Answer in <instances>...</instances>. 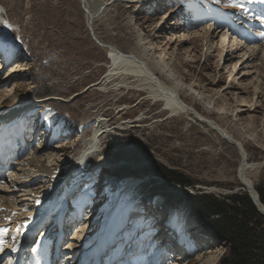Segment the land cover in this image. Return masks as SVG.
I'll list each match as a JSON object with an SVG mask.
<instances>
[{"label":"rangeland","instance_id":"rangeland-1","mask_svg":"<svg viewBox=\"0 0 264 264\" xmlns=\"http://www.w3.org/2000/svg\"><path fill=\"white\" fill-rule=\"evenodd\" d=\"M128 1L109 0L106 12L94 20L96 33L101 36L109 28L108 32L113 33L112 43L118 42L114 39L120 35H126L136 41V31L145 34L147 39L152 41L155 53L165 52V61L173 71L181 74L186 84H192L195 92L203 91V96L196 98L193 93H189L188 87H185L180 91L185 100L239 139L248 161H261L257 169L248 170V175L253 186L258 181L264 183V91L254 93L253 90L254 84H258L259 88L264 87V69L262 66L256 67L264 62V49L260 47L261 44L264 45V37L255 43V46H259L256 47L261 58L256 59L258 55L255 58L251 55L240 65V71H245L242 78L246 80L243 82L242 78L229 82L228 72L231 63L225 65L226 61H222L226 58L224 53L228 46H233L232 42L226 43L222 52L219 42H216L218 33L225 25L233 21V26L240 27L241 23L246 25L254 12L260 16L261 26L254 28L251 33L263 30L261 21L264 19V10H258L260 8L257 7L263 2L254 0L251 7L253 9L256 5L255 10L247 11L246 0ZM152 3L156 5L160 3L162 6L155 8L156 5ZM0 10L7 21L6 26L0 23V50L5 60L0 70L2 76L0 80L14 88L12 92L4 95L3 99L0 97V110L18 102L31 103L26 105L30 108L23 116L21 115L22 117H18L20 115L18 114L12 119L16 122H9L3 127L5 141H11L6 136L7 129L12 133L25 129L28 134L33 122L37 121L40 125L37 128L39 135L36 134V141L24 145V151L17 155L19 163L16 162V157L10 163L16 166L15 169L10 168L0 180V186L8 190L10 196L19 199L16 206L12 203L10 206L16 212L15 217L9 218L8 222L0 220V227L10 229L9 236L12 233L17 235L23 223L27 224L25 219L28 218V214H38L34 212L33 202L28 198L35 194L44 195L48 188H51L52 182L41 184L38 191L32 192V195H26L24 192L34 190L41 182V178H49L47 171L49 167L54 169L65 159H71L70 156L79 151L92 126L99 120L106 128L101 146L97 152L91 153L80 170L73 174V185L69 183L71 193L65 198H60L63 203L59 201L60 206L76 208L82 217L78 218L81 228H78L80 231L76 235L74 233V245L69 246L71 249L79 247L83 239L92 237L106 224L108 214L115 206L110 208V204H113L115 196L121 195V190L120 193H116L119 182L125 183L126 179L134 178L129 189L130 201L141 195H148L150 188L157 189L159 183L170 182L178 186L155 170L159 167L183 172L195 182V188L202 187V191L205 192L230 193L246 190L238 179L240 162L238 150L215 131L203 126L189 114L171 113L162 100H154L148 96L146 89L140 90L133 85L130 88L126 86L119 88L114 84H108V88H96L92 85L103 76L111 60L108 58L106 45L97 43L90 33L79 0H0ZM241 10L244 14L239 12ZM235 13L237 15L241 13L243 17H240V14L239 17L234 16ZM198 30L204 37L193 42L190 37ZM182 33L189 35H181ZM244 43L238 47L237 56L243 50L250 52L246 41ZM132 44L134 46V43ZM129 48L131 46L123 47L125 50H133ZM244 64L248 66L242 69ZM4 77L7 78L3 79ZM127 80L135 81L132 77H128ZM3 81L0 82L1 85ZM245 81L249 83L246 84ZM242 84L248 87L243 88ZM50 96L61 99L35 101ZM222 107H225V110L222 111ZM61 124L66 125V131L57 137V142H53L50 139L51 135L56 126ZM113 136L128 137L127 142L140 144L144 148L140 152V159L135 161L117 157L113 161L105 158L104 147ZM36 145H40L47 152L42 155L43 161L39 160L38 163L30 165L28 159L34 154ZM122 146L124 145L119 144L117 148L121 149ZM49 151L57 157L58 161L54 164H52L54 161L47 157ZM18 164L24 167L25 172L16 171ZM146 165L150 166L149 170L155 171L151 173L145 169L139 170V167H136L138 169L136 171L137 169L132 167L143 168ZM117 169L125 171L122 177L115 176L117 172H112L118 171ZM134 172H140V175ZM105 173L110 175L111 179L106 177ZM25 181L34 184L21 188L18 184ZM143 182L145 183L142 184ZM228 185L232 187L228 188ZM114 186L117 187L111 195L106 193ZM185 188L189 192L194 191L190 186ZM157 194L164 200L161 192L157 190L151 197ZM0 202L2 215L7 206L2 200ZM152 203H148V206ZM156 204L160 211L164 210V202ZM171 208L173 207L168 210ZM182 211L184 212L180 210L179 214ZM189 217L194 219L195 232L200 234H197L199 238L193 241L199 248L187 254L186 264H217L227 250V242L215 237L213 230L207 227L205 221L203 223L197 214L185 211L183 219ZM43 224L45 221H41L35 230L37 234L33 236V243L36 237H42L39 231ZM155 226L157 222L153 224V228L157 230L159 227ZM71 235L72 233L65 235L63 241L71 238ZM68 242L69 240L64 242L63 248ZM9 243L5 246H10ZM200 249L202 253L199 255ZM82 254L83 256L78 255L74 263L87 264V253L83 251Z\"/></svg>","mask_w":264,"mask_h":264},{"label":"bare ground","instance_id":"bare-ground-1","mask_svg":"<svg viewBox=\"0 0 264 264\" xmlns=\"http://www.w3.org/2000/svg\"><path fill=\"white\" fill-rule=\"evenodd\" d=\"M79 1H80L82 9L84 11L86 23H87V26L90 30V33H92L94 40L97 43L99 42V44H103V45L105 44L106 45V48L108 49V58L111 60L109 66H108V69L105 71L103 76L101 78L97 79L95 82H93L92 85H94L96 88H102V87L108 88V86H107L108 84H114L116 87H119V88H121L122 86H126V87L130 88L133 85L134 87H136L140 90L146 89V92L148 93L147 95L154 98V100H162L164 103V106L166 108H168L169 111H171V113L177 112V113H186V114L191 115V117L193 119L202 123L203 126L209 128V129H212L213 131H215V133L219 134V136L221 138L228 140L229 142H231L236 147L237 150L238 149L240 150L241 154L239 153L240 154V162H239V167H238V175H239L238 179H240L241 182L243 183L244 187H246L247 192L251 191L252 193L255 192L258 194L257 190L253 186V182H252L251 178L248 175V170H251L254 168L257 169L259 167V165L261 164V161L260 162L259 161H257V162L248 161V159L246 158V152H245L244 148L242 147L241 141L239 139H237L235 136H233V134L231 132H229L225 127L221 126L215 120L206 116L203 112H201L197 108H195V106L192 103L187 102L185 100V98L180 93L181 89L188 87V90H190L189 93H193V96L196 98H201L203 96V91L196 90V92H195V89H193L194 86L192 84H186L184 82L181 74H179L177 71L176 72L173 71L172 67L167 63V61H165V56H164L165 52L155 53L154 45H153L152 41L148 40L147 37L145 36V34H140V33H138V31H136V34H135V40L136 41L131 40V38H129L126 35H124V36L120 35L117 37V39L116 38L114 39V40L118 41L116 43H112L113 42V33L111 31L108 32L109 28L105 30V33L103 35H101V36L98 35L94 29L93 23H94L95 18L99 17L104 12H106L109 0H79ZM126 1H128V0H126ZM129 1L131 2L133 0H129ZM261 2H263V3L260 4V7L263 8V9H261V11H263L264 10V1L260 0V3ZM246 3H248L247 11H252L251 4L254 3V0H246ZM255 7H256V5L254 6V8ZM258 8H259V6H258ZM258 10H260V9H258ZM1 12L2 11L0 10V23H4V26H6L7 21L5 20V18L1 14ZM256 16L258 18L254 22L253 25L246 27V25H248L250 23V21L248 20L246 25L243 24V28L241 30H239V28L237 26L232 25L233 22H229L227 25H225V28L220 33H218V39L216 40V42H219V44H220L219 48L221 49V52H222V49H224V45L226 43H229V41H231L232 42L231 44L233 45V46H228L227 51L224 53V57H226V58L222 59V61L223 60L226 61L225 65L231 63V66H230L229 72H228L229 82H231L233 79L242 78L245 71H242V72L240 71V69H241L240 65L243 62L247 61V57L252 55L255 58V56L258 55V53H259V52H257V50H258L257 47H259V46L256 45L257 46L256 47L255 43L261 41V39L264 37V35H261L262 33H264V19L261 21L263 30L257 31L258 33H251L253 30H255L261 26V23H260L261 18L257 14H256ZM197 22H198V24L200 23L199 20ZM251 26L257 27V28L250 29ZM244 27H246V30H244ZM204 30L207 32L206 28H204ZM199 31L200 30L195 31L194 32L195 34L190 37L191 39H193V42L199 41L204 37L203 35L199 34L200 33ZM185 34L186 33H182L181 35H185ZM186 35H189V34H186ZM216 36H217V34H216ZM245 41H246V45L248 46V49H250V52L247 53L245 50H243L242 52H240V55L237 56L236 54L239 53V48L243 44H245L244 43ZM132 43H134V46ZM261 45H260V47L263 50L264 45L263 44H261ZM128 46H131V48H129V49H133L135 52L133 50L123 49V47L128 48ZM221 52L219 54H221ZM258 56L256 59L261 58L260 55H258ZM242 58H243V60H242ZM240 59H241V61H239ZM1 63H2V58H0V70L2 69V66H3V65H1ZM246 66H248V65L244 64L242 66V69L245 68ZM261 66L264 69V62H262V64L260 66H256V67H261ZM9 74H11V73H9ZM8 76H10V75H7V77ZM7 77H4L3 79H5ZM128 77H132L133 80H135V81L129 82L127 80ZM1 78H2V76L0 75V79ZM244 79L245 78H242L241 82H243ZM2 81L3 80H0V82H2ZM248 83H249V81L246 82V84H248ZM2 84L3 85L0 84V97H1V99H3L5 97L4 95L12 92L14 89L12 85H10L6 82H4ZM257 85L254 84V86H253L254 93H256V92L262 93L261 90L264 91V87L259 88V86H257ZM242 87L247 88L248 86H246L245 84H242ZM191 89H193V90H191ZM182 92H183V90H182ZM263 95H264V93H263ZM257 96H258V94H257ZM53 99L55 100V99H61V98H58L56 96L55 97L50 96V97H44V98L36 99L35 101L39 102V101L53 100ZM30 104H31L30 102L29 103H23V104L18 102L16 104L9 105V107H7L3 110H0V135H1V137H0V148H2V146L7 142V141H5V134L2 131L4 129L3 127L7 126V124H9V122H11V123L16 122V121L12 120L13 117L17 116L18 114H20V116L23 115V111L25 109H27L26 105H30ZM221 110L222 111L225 110V107L224 108L222 107ZM100 121L101 120H99L96 124H94L92 126V130H91L90 134H88V136L85 138L84 144H82V146L78 152H76L70 156L71 159H69V160L65 159V161L61 162L60 165L58 164L56 167H54V169H51V167H49L47 171L49 172L50 177L49 178H46V177L41 178L40 179L41 182L38 185H36V188L34 190H32L30 188L31 192L30 191L24 192L26 195H29V194L32 195V192L38 191L41 184H44V183L46 184L49 181L52 182L51 188H48L47 192L44 195H36L35 194V196L33 195L32 197L28 198L30 201L33 202V205L35 208L34 212H36L38 214L37 215L36 214H33V215L28 214L27 215L28 218L25 219V222L27 224L25 225V223H23V225L19 228L20 230L17 232V235H15V233H12V237H10L8 235L10 229L5 230L6 227H5V229L3 228L4 226L0 227V254L3 252L5 253V255L10 254V250H11V247L13 245L12 246H5V244H8V242H10L11 239L17 238L15 241V244H14V246L17 249V252L21 250L22 253L25 255V257L30 256L28 259L29 263H27V261H25V260L21 263L20 259L17 258V260L15 261L14 264H31V262H30L31 260H32V264L37 263V262H38V264H47L49 262V260H48V258L46 259L45 257L47 254H49V252L53 253V250L51 249V247L49 245L45 246V248H44V245L48 242L47 240H45L44 236L47 235V233L49 232L50 229L45 234H44L43 230H46L47 228H49V223H50L49 220H52L53 224H60L61 226H63V228H62L63 230L57 231L54 233V236H58L59 237L58 239H61L63 236L62 233L65 231V227H64V225H62L63 220L66 217H68V214L70 217H72L74 214L76 215L74 224L73 223L71 224L73 226H66L67 229L73 231L71 238L69 239L70 242L67 245V247L74 245L73 239H75L76 233H78L80 231V230H78V228L79 229L81 228V226H79V224H78V221L82 217L77 213L76 208H70L69 209L65 206H60L59 201H61L60 198H65L66 196H68V194L71 193V187H70L69 183H72V185H73L72 176H73V174L77 173L76 167L80 164H84L88 160V157L91 153L97 152L99 150V147L101 146V142H102V140H101L102 135L106 131L105 125L103 126V124H101ZM37 124H38L37 121L34 122V126H36ZM65 126H66L65 124H61L60 126H56L54 133L51 135L53 142H57V140H56L57 137H59L60 134L62 135L65 133L64 132ZM22 132H24V130H21L17 133H12L11 131H8V129H7L6 130V136L9 137L11 140L10 142H12L14 140V138H16L17 136L22 137L21 136ZM19 140L20 139H18V142H19ZM35 140H36V134L34 136V141ZM1 143H3V145H1ZM26 143H29V142H26ZM47 146H45L46 149H47ZM34 147H35L33 150L34 154H32V157L28 159V163L30 165L38 163L39 160L43 161L44 158L42 157V155L44 152H47L40 145H36ZM47 154H48L47 157L51 161H54V162H52V164H54L56 161H58L57 157H55L51 151H49ZM18 157L19 156H16V162L17 163H19V161L17 159ZM20 165L21 164L17 165L16 171L18 170V173H21L22 171L25 172L24 167L22 165L21 166ZM14 167H16V166L12 165L11 167H9V165H7V169L14 168ZM7 172H9V171H7ZM12 172H13V170H12ZM39 176L40 175H38L37 178H39ZM0 180H2V179H0ZM133 180H134V178H128L124 181L125 183H121V184H123L121 187V195H119L117 202L114 204L115 206L113 207L112 211L108 214L109 215L108 219L106 221V224L102 227V229L96 231L92 237H90L88 239H83V242L80 244V246L82 244H84L83 246H85L87 248V250L90 248L88 250L87 254H90L93 251H94V253L100 252L102 250L104 244H106V242L108 240V236H110V234L112 232H114L116 230V228H118L119 226H121L122 224L125 223L126 217L128 215V207H129V203H130V200L128 199L130 197L129 189L131 187L130 186L131 182H134ZM32 184H34V182L25 181L24 183H20L18 185H20L21 188H25V187L32 185ZM7 191L8 190L3 189V187L0 186V200L5 202V206H7V207H5L6 211H4V212L1 211L2 215H0V220L1 221L4 220L5 222H8L7 220L9 218L15 217L16 212L10 206H11V203L13 205L15 204V206H16L17 202L19 201V199H17V197L14 198V197L10 196V194H8ZM7 194L9 195L8 197H7ZM37 199H38V201H36ZM160 199H161V196L158 195L154 199L153 203L147 207V209L154 211L156 209V207L154 205H156V203ZM137 212L138 211H136V213ZM56 213H57V216L52 217ZM79 216H80V219H78ZM136 216H140V214H137ZM45 218H47V219L45 220ZM70 219H72V218H70ZM41 221H45V224H43V225L47 227L46 228L44 226H41L44 228H43V230H42V228L40 229V232H41L40 236H42V239H40L38 242L41 246L34 245L33 249L30 248V250L29 249L25 250L22 245L24 244L25 241L28 242V239H30V237L33 235V231L35 230V228H37L40 225ZM164 222L169 223L170 227H167L166 225H164L165 224ZM144 223L145 222H143L142 224H144ZM177 223H179L178 218H170V217L166 218V217L162 216V217H160V220L157 222V226H155V227H159V228H156L157 230H155L153 228V224L146 223L145 226H146V228H148L147 230H149V231L151 229H153L154 237L151 240L153 241V239H156V241H154V244L157 241H159V242L161 241V239H159V236H161V235H159V234L162 232H165V235H163L164 239L163 238L162 239H163V241L167 242L166 245L170 246V245H173L172 241L175 238H177L178 235L175 234V238H174L172 236V234H168V233L169 232L173 233L170 228H171V226H173ZM193 223H194V219L192 217H189L188 219H186L184 228H186L187 226H191L193 229L194 225H195ZM146 228L143 227V228L139 229L140 231H138V232L140 234V237L144 236L143 232H145L144 229H146ZM5 233L7 234L8 237L6 236ZM74 233H75V235H74ZM182 238H184V237H182ZM184 239L187 240V238H184ZM193 241L195 242V240H193ZM20 244H22V245H20ZM154 244L151 243V245H154ZM200 245H201V243H200ZM53 246H55V244H53ZM79 247L73 248V250H66V252L64 253L63 258H62L63 263H64V260L66 259V263H64V264H72V263L77 264V263H74V260L78 258V255L81 252ZM53 248H54V250L57 249V247H53ZM199 251H201V249ZM58 252H60V251H56V253H58ZM201 253H202V251L199 252V255ZM32 254L37 255L38 259H37V257H34V259H33ZM169 254H171V256L170 257L168 256V258L167 257L164 258V259H166L164 264L165 263L166 264H186L185 259L188 257V255H185V257L183 259L180 257L181 252L169 253ZM157 255H159V252L156 251L155 256H157ZM89 258H91V254H90ZM128 259H122L120 264H125L126 263L125 260H128ZM13 261H14V259L12 258V260H10V261L7 260L6 263H2V264H11Z\"/></svg>","mask_w":264,"mask_h":264},{"label":"trees","instance_id":"trees-1","mask_svg":"<svg viewBox=\"0 0 264 264\" xmlns=\"http://www.w3.org/2000/svg\"><path fill=\"white\" fill-rule=\"evenodd\" d=\"M127 139L129 138L118 136L109 139L103 151L105 158L114 161L117 157H122L138 161L140 152L144 148L135 142H127ZM119 144L124 146L119 149L117 148ZM149 165L143 168L141 166L132 167H135L134 169L139 167V170L145 169L151 173L157 170L178 186L170 182L159 183L157 189L150 188L148 195H143V198L149 200L154 191H160L164 198V210L176 207L184 212L195 213L203 223L205 221V225L213 230L215 237L227 242V250L217 264H264V215L257 209L246 190L230 193L205 192L201 188H195V182L183 172L163 167L149 170ZM117 170L112 172H117L115 176L122 177L125 171ZM106 173L113 175L108 171ZM106 173V177L110 178V175ZM134 174L140 175V172H134ZM185 186L192 187L194 191L189 192ZM254 186L259 200L264 204V183L258 181ZM231 187L228 185V188Z\"/></svg>","mask_w":264,"mask_h":264},{"label":"water","instance_id":"water-1","mask_svg":"<svg viewBox=\"0 0 264 264\" xmlns=\"http://www.w3.org/2000/svg\"><path fill=\"white\" fill-rule=\"evenodd\" d=\"M239 153L241 154L240 150L238 149ZM243 185V183H241ZM244 186V185H243ZM197 187H201V186H197ZM202 188V187H201ZM246 188V187H245ZM253 203L255 204V206L258 208V210L264 215V205L261 203V201L258 198V194L257 193H252L251 191L248 192Z\"/></svg>","mask_w":264,"mask_h":264},{"label":"snow or ice","instance_id":"snow-or-ice-1","mask_svg":"<svg viewBox=\"0 0 264 264\" xmlns=\"http://www.w3.org/2000/svg\"><path fill=\"white\" fill-rule=\"evenodd\" d=\"M261 35H264V33H262Z\"/></svg>","mask_w":264,"mask_h":264}]
</instances>
